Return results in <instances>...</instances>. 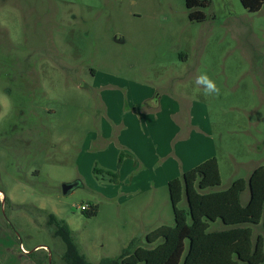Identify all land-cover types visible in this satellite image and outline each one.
<instances>
[{
    "label": "rangeland",
    "instance_id": "1",
    "mask_svg": "<svg viewBox=\"0 0 264 264\" xmlns=\"http://www.w3.org/2000/svg\"><path fill=\"white\" fill-rule=\"evenodd\" d=\"M2 3L0 264H69L66 243L47 214L67 223L77 257L91 264L120 256L132 240L125 234L134 228L128 225L132 216L114 199L126 183L118 181V157L124 152L116 145L118 136L105 140L96 134L105 109L98 86L109 75L157 89L154 96L183 101L179 104L186 114L179 119L185 125L170 140L159 138L168 144L160 163L183 168L186 158L214 157L220 185L204 193L224 191L264 166V7L250 13L239 0H208L200 9L204 20L196 22L189 20L184 0ZM201 72L217 83L220 96H205L196 85ZM107 90L120 92L113 86ZM197 103L205 106L207 116L195 117L192 124L204 122L207 130L192 131L188 123V112ZM93 137L90 144H112L116 155L110 147L101 154L83 150ZM183 137L186 145L179 148ZM102 165L112 168L116 182L108 180ZM94 168L103 173L95 175ZM64 183L76 186L63 195ZM247 198L245 190L241 203ZM82 205L88 210L96 205L99 211L87 218ZM178 207L187 211L184 197ZM148 211L152 227L173 225L171 205L156 201ZM210 229L222 226L211 223ZM252 230L254 238L264 236V224ZM134 231L137 244L145 246L142 229Z\"/></svg>",
    "mask_w": 264,
    "mask_h": 264
},
{
    "label": "trees",
    "instance_id": "2",
    "mask_svg": "<svg viewBox=\"0 0 264 264\" xmlns=\"http://www.w3.org/2000/svg\"><path fill=\"white\" fill-rule=\"evenodd\" d=\"M244 10L258 12L264 0H239ZM191 21L204 20L200 9L208 0H184ZM125 155L121 152L118 166ZM93 173L101 174L97 168ZM110 182H116V173L106 172ZM220 185L215 158L171 180L168 185L173 225H160L145 236V246L133 238L120 256L106 257L97 264H264V236L253 237L252 226L264 224V166L255 168L248 179L239 178L220 192L203 191ZM247 190L248 200L241 203V194ZM183 197L187 211L178 206ZM45 212V211H42ZM91 218L97 206L82 211ZM48 222L58 229L66 243L69 264H91L84 256L77 257L76 244L67 223L54 214H47ZM219 222L224 229L211 230L210 224ZM78 250V249H77Z\"/></svg>",
    "mask_w": 264,
    "mask_h": 264
},
{
    "label": "crops",
    "instance_id": "3",
    "mask_svg": "<svg viewBox=\"0 0 264 264\" xmlns=\"http://www.w3.org/2000/svg\"><path fill=\"white\" fill-rule=\"evenodd\" d=\"M123 81L119 78H112L109 75L98 86L102 88L99 100L105 109L104 115L100 117L96 134L105 140H110L115 135L116 137L118 136L119 144L116 145L120 146L125 154V160L122 161L123 163L121 162L119 167L118 176L120 179L118 181L125 180L126 183H124V188H120L119 194L115 195L114 199H116L117 206H122L132 216L131 223H128V225L132 226L133 224L134 228H130L131 231L125 234H127V239H133L138 234L134 230L142 229V234L145 237L148 232L155 229L152 225H149V220L151 219L148 217L150 214L148 209L152 207V204L160 201L162 206L171 205L167 188L168 183L178 178V174H183L212 159V156L203 161H198V158L192 160H190L191 158L189 160L186 158V165L183 168L182 164L180 168H177L176 162H173V168L171 169L167 165L168 161L160 163L168 153V144H160L159 138L165 137L170 140L179 130V126L183 127L185 125L184 120L179 119L181 113L186 114V111H183L179 104V102L182 103L183 101L180 98H175L174 95L166 97V95L158 93V95L154 96L153 94L159 91L144 83L132 81L124 83ZM111 82H113V85ZM112 86L115 89L119 88L120 92L117 90L115 92L112 91L114 94L108 92L111 90H107V88ZM123 89L125 94L122 92ZM197 104L199 106H193L188 112V123L190 125L195 117L201 115L206 118L207 116L206 110H202L205 106L202 103ZM208 124L207 120V126ZM191 128H194L192 131L195 128L207 130L204 122L203 124H192ZM91 140H94V137L89 139L87 144H83V150L97 149L100 150L98 154H101V150L106 152L110 147L113 148L110 152L114 156L116 155L117 150L112 144H90ZM182 140L183 142L179 144V148H184L186 145L184 144L187 141L185 137ZM176 151L174 150L175 153ZM177 152L179 155V151ZM103 155L105 156L107 153H103ZM175 157L178 160L176 155ZM128 164L131 166L130 169L129 166L126 169ZM101 167L105 168L106 171L112 170L106 165ZM152 168L154 172L151 171ZM168 171H170V175ZM159 173L160 175H158ZM152 175L159 178L158 183L153 181ZM98 211L99 208L97 207V213ZM126 225H124V228H126ZM222 229H224L223 226Z\"/></svg>",
    "mask_w": 264,
    "mask_h": 264
},
{
    "label": "clouds",
    "instance_id": "4",
    "mask_svg": "<svg viewBox=\"0 0 264 264\" xmlns=\"http://www.w3.org/2000/svg\"><path fill=\"white\" fill-rule=\"evenodd\" d=\"M197 86L203 89L205 96H220L221 89L217 83L207 74V72H201L195 80Z\"/></svg>",
    "mask_w": 264,
    "mask_h": 264
},
{
    "label": "water",
    "instance_id": "5",
    "mask_svg": "<svg viewBox=\"0 0 264 264\" xmlns=\"http://www.w3.org/2000/svg\"><path fill=\"white\" fill-rule=\"evenodd\" d=\"M76 186L75 183H64L61 185V191L63 195H66L70 190Z\"/></svg>",
    "mask_w": 264,
    "mask_h": 264
},
{
    "label": "built area",
    "instance_id": "6",
    "mask_svg": "<svg viewBox=\"0 0 264 264\" xmlns=\"http://www.w3.org/2000/svg\"><path fill=\"white\" fill-rule=\"evenodd\" d=\"M80 210H81V211H87V210H88V206H87V205H82V206H80ZM21 247H22V246H21ZM22 251L24 252L25 250L22 249Z\"/></svg>",
    "mask_w": 264,
    "mask_h": 264
},
{
    "label": "flooded vegetation",
    "instance_id": "7",
    "mask_svg": "<svg viewBox=\"0 0 264 264\" xmlns=\"http://www.w3.org/2000/svg\"><path fill=\"white\" fill-rule=\"evenodd\" d=\"M1 1H2L3 3L5 2V0H1ZM3 3H2V4H3Z\"/></svg>",
    "mask_w": 264,
    "mask_h": 264
}]
</instances>
